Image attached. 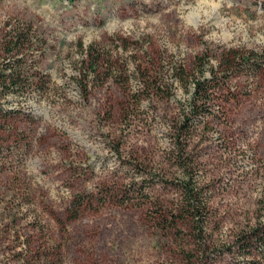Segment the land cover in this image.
I'll return each instance as SVG.
<instances>
[{
  "label": "rangeland",
  "instance_id": "1",
  "mask_svg": "<svg viewBox=\"0 0 264 264\" xmlns=\"http://www.w3.org/2000/svg\"><path fill=\"white\" fill-rule=\"evenodd\" d=\"M28 24L35 83L0 97V264H264V239L238 248L264 234V0H0V37ZM229 47L255 65L190 114L197 57L217 77Z\"/></svg>",
  "mask_w": 264,
  "mask_h": 264
},
{
  "label": "trees",
  "instance_id": "2",
  "mask_svg": "<svg viewBox=\"0 0 264 264\" xmlns=\"http://www.w3.org/2000/svg\"><path fill=\"white\" fill-rule=\"evenodd\" d=\"M39 43V35L35 30H32L30 24L26 27L11 25L0 37V58L2 60V62H0V97L8 93H19L23 95L25 90L27 91L32 88V85L35 83L34 78L38 73L37 71L31 72L29 68L24 65L19 55L22 54V50L28 51L30 48H33L34 44ZM216 58L222 74L216 77L214 71L211 70V76L206 77L201 68L204 65L205 58H203V56L197 57L195 69L203 78L198 79L194 77L192 81V89L190 91L191 102L188 108L190 114L200 112V108H205V106L214 99V95L217 92L230 87L231 78L229 75L235 68L242 66L252 68L256 62V58L252 56V53H246L245 55L232 47L222 49L216 55ZM184 72L183 68H179L175 71V74L183 78L185 77ZM99 73V58H94L92 55L88 54V52H85V56L81 60V66L77 73V79L79 81L87 79V83L80 84V86L86 89L88 78H94L98 76ZM12 112L11 109L0 106V128L8 125L10 119L13 118ZM185 120L186 122L182 124V127L188 131L190 130V126L194 124L192 122L193 119L192 117H186L183 121ZM189 193V198L197 201L196 204L198 205L199 202L196 193H192V189ZM83 202V200H79L77 203H73L67 211L71 214L69 218H75L78 215ZM194 204L195 203L191 204L190 207L193 212H196L195 209H197V206ZM252 235V237H248L249 239L246 237L244 242L239 244V252L251 254L252 250L259 247L258 240H263L264 234L262 233L259 235L258 231H254ZM254 238H257V240ZM42 251L44 257L43 259H38L36 264H53L56 257H53L49 249L43 248ZM58 260L60 259L58 258Z\"/></svg>",
  "mask_w": 264,
  "mask_h": 264
},
{
  "label": "bare ground",
  "instance_id": "3",
  "mask_svg": "<svg viewBox=\"0 0 264 264\" xmlns=\"http://www.w3.org/2000/svg\"><path fill=\"white\" fill-rule=\"evenodd\" d=\"M198 10V9H197Z\"/></svg>",
  "mask_w": 264,
  "mask_h": 264
}]
</instances>
